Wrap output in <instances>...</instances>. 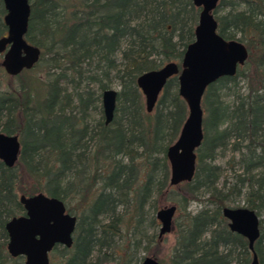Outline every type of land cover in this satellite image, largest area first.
Wrapping results in <instances>:
<instances>
[{"label":"trees","instance_id":"trees-1","mask_svg":"<svg viewBox=\"0 0 264 264\" xmlns=\"http://www.w3.org/2000/svg\"><path fill=\"white\" fill-rule=\"evenodd\" d=\"M225 1L220 0L214 12L218 32L248 48L244 64L250 69L248 93L233 106L219 93L235 83L243 66L234 76L221 77L206 88L195 173L190 182L175 186L181 199L173 204L183 212L178 222L173 219L175 244L159 264L252 261L247 240L229 229L222 209L235 207L246 184L245 206L259 217L264 212V169L255 174L254 184L250 174L252 161L264 158V96L259 93L264 89V0H241L242 9L230 2V9L219 14ZM30 4L26 40L41 50L34 68L48 61L49 73L60 72L50 78L48 74L39 94L33 84L34 68L9 76L0 65V77L8 80L0 87V132L18 135L21 143L13 167L0 160V264H23L21 256L8 254L4 226L23 214L20 194L39 192L62 200L77 217L71 247L56 245L51 264H104L114 261V255L122 260L118 264H139L138 251H147L142 242L161 240L156 233L148 237L141 228L147 220L157 226V209L170 202L166 149L178 137L187 107L178 94L177 78L172 77L153 111L146 112L136 78L165 63L180 62L194 38L199 9L192 0H31ZM4 14L0 1V37L6 33ZM113 79L120 86L113 120L92 125L89 112ZM68 86L73 91H67ZM232 139L236 149L247 142L248 151L236 183L219 189L218 167L212 162L216 151ZM202 187L209 190L207 201L214 208L188 212L187 204L200 200ZM259 230L254 252L258 263L264 264L261 217ZM152 252L159 254L156 248Z\"/></svg>","mask_w":264,"mask_h":264},{"label":"water","instance_id":"water-1","mask_svg":"<svg viewBox=\"0 0 264 264\" xmlns=\"http://www.w3.org/2000/svg\"><path fill=\"white\" fill-rule=\"evenodd\" d=\"M5 14L6 33L0 37V65L5 74L17 76L34 68L41 50L26 40L31 0H0ZM220 0H192L199 9L194 38L180 62H168L160 68L145 71L136 78L137 87L145 99V110L151 113L168 79L177 78V91L187 107V116L176 140L166 149L169 164V186L193 179L196 150L203 140L202 97L206 88L221 77H232L248 59L246 45L238 39H225L218 32L214 12ZM117 90L107 88L101 93L104 123L112 122L116 108ZM21 143L18 135L0 132V160L13 167L18 160ZM23 214L5 223L8 254L23 257V264H50L49 253L55 245L71 247L76 216L70 214L62 200L39 192L20 194ZM177 212L174 204L157 209L158 238L172 230ZM223 217L232 232L243 236L252 253L251 264H259L254 244L259 238L260 217L246 206L224 207ZM111 264V263H104ZM141 264H159L152 256L143 257Z\"/></svg>","mask_w":264,"mask_h":264},{"label":"rangeland","instance_id":"rangeland-1","mask_svg":"<svg viewBox=\"0 0 264 264\" xmlns=\"http://www.w3.org/2000/svg\"><path fill=\"white\" fill-rule=\"evenodd\" d=\"M227 1V2H226ZM223 5L219 7V14H224L226 13L229 9L230 6L228 3H233L237 9H242L244 8L241 0H226ZM236 38H241L239 34L236 35ZM118 60L120 59V53L117 54ZM48 65L49 62L43 61L42 63H39L37 67H35L34 71L32 72V76L34 79V85L37 87V93L41 94L42 90L41 86L43 85V82H46L48 80V77H52L55 74L59 73L60 71H54L50 70V73L48 72ZM250 69L246 66L243 65L241 68V74L237 76L235 83L229 84L227 87L221 88L219 90L221 99L230 106H233L236 104V102L239 100L240 97H244L248 93V78L247 75L249 74ZM6 75L5 73H3ZM49 74V76H48ZM48 76V77H47ZM64 81V80H63ZM62 81V83H63ZM8 80L5 77H0V87L4 88ZM13 84L17 83V79H12L11 81ZM64 85L65 82H64ZM110 88H113L115 90H119L120 86L119 83L113 79L110 86ZM94 89H97L96 86ZM40 91V92H39ZM67 91H73L72 86H68ZM262 96H264V89H262L259 92ZM143 105L145 107V99L144 96L141 93ZM88 120L91 122L92 125L96 124L100 121L104 120L103 117V110H102V104H101V97L100 100L95 103V106L91 108L89 112V118ZM234 140H230L227 142L225 147L219 148L216 151L215 158L213 160V164L218 167V180L216 183L217 188L219 189H224L225 190L236 183L237 181V175L242 174V169H243V159L245 158V155L247 153V147L246 144L247 142H243V144L240 146L238 145L239 148L236 149V146L234 144ZM171 190L169 191V201L166 205H171L173 204V201H179L181 199L180 191L179 188L172 186L170 188ZM246 184L244 186H241V194L239 197L236 199V203L233 206H245L246 203ZM19 195V194H18ZM210 192L208 189L205 187H202L198 191V197L200 200H195V201H190L187 206L186 210L191 213H196L197 211L203 209V208H209L212 209L214 208V204L210 203L207 201V198L209 197ZM149 210V208H148ZM182 210H178L175 217L174 221L178 222L180 220V215L182 214ZM260 217L264 219V212H261ZM103 221H107V216L102 218ZM142 233L145 234L149 237L150 235L156 233L158 235L159 231V224L155 227L150 225L148 223V220L144 222L142 228ZM175 244V235L171 231L168 234H165L164 236L161 237V240L159 242H147L143 241L141 246H147V251L144 249H140L138 251V254L136 258L139 259V264H141V261L143 257L145 256H152L155 257L157 260L167 259L168 254L170 253L172 247ZM158 250V255H154L152 251L154 249ZM151 251V252H150ZM108 255L110 254L109 251H107ZM97 253L94 252L92 261L95 260ZM50 256V261H51V255ZM115 260L112 262H109L111 264H118V262H121L122 260L118 258L117 255H114ZM135 262V260L133 261ZM134 264V263H132Z\"/></svg>","mask_w":264,"mask_h":264},{"label":"flooded vegetation","instance_id":"flooded-vegetation-1","mask_svg":"<svg viewBox=\"0 0 264 264\" xmlns=\"http://www.w3.org/2000/svg\"><path fill=\"white\" fill-rule=\"evenodd\" d=\"M104 117V116H103ZM105 124V123H104ZM110 124V123H109ZM108 125V124H106ZM250 174L253 176L252 179H251V182L254 184V176L256 173L262 171L264 169V158L262 160H260L259 162L257 163H253L252 161V164H250ZM76 221H77V217H76ZM59 245V244H58ZM56 246V245H55ZM54 246V247H55ZM53 247V248H54ZM53 250V249H52ZM52 252V251H51ZM51 252L49 253L51 255ZM18 257V256H17ZM23 258V257H22ZM24 259V258H23ZM49 259H50V256H49ZM50 264H51V261H50Z\"/></svg>","mask_w":264,"mask_h":264}]
</instances>
